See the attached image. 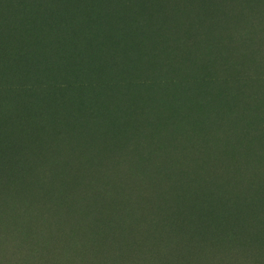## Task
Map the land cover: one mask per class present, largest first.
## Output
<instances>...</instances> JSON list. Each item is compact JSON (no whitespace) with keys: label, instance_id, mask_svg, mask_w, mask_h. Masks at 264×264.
<instances>
[{"label":"rangeland","instance_id":"obj_1","mask_svg":"<svg viewBox=\"0 0 264 264\" xmlns=\"http://www.w3.org/2000/svg\"><path fill=\"white\" fill-rule=\"evenodd\" d=\"M0 264H264V0H0Z\"/></svg>","mask_w":264,"mask_h":264},{"label":"trees","instance_id":"obj_2","mask_svg":"<svg viewBox=\"0 0 264 264\" xmlns=\"http://www.w3.org/2000/svg\"><path fill=\"white\" fill-rule=\"evenodd\" d=\"M2 142V141H1Z\"/></svg>","mask_w":264,"mask_h":264}]
</instances>
